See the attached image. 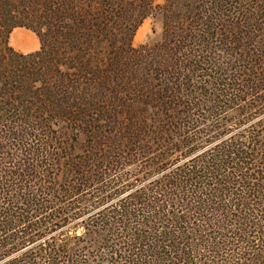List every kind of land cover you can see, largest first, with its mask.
Here are the masks:
<instances>
[{"label": "trees", "instance_id": "1", "mask_svg": "<svg viewBox=\"0 0 264 264\" xmlns=\"http://www.w3.org/2000/svg\"><path fill=\"white\" fill-rule=\"evenodd\" d=\"M236 1L0 0V264H264V131L229 136L264 0Z\"/></svg>", "mask_w": 264, "mask_h": 264}, {"label": "rangeland", "instance_id": "2", "mask_svg": "<svg viewBox=\"0 0 264 264\" xmlns=\"http://www.w3.org/2000/svg\"><path fill=\"white\" fill-rule=\"evenodd\" d=\"M245 1H246V3L253 4L252 0H250V1L249 0H245ZM236 2H238V0ZM15 34H27V35H30L32 37V39H33L34 44L36 45L37 51L39 50L40 45H39V41H38L37 37L33 33L29 32V31H26L24 29H16V30H14L11 33L10 38H9V45H10L11 37L14 36ZM161 38H162V24H161V21L159 19H157V18H155V19H151L150 18V19L145 20L136 29V31L134 33V36L132 38L131 46H132V48H138L139 46H142V45H145V44L150 45V46L157 45V44L160 43ZM20 45L27 46V45H29V42H28V40H23L22 39L20 41ZM21 54H24V53H21ZM25 54H29V53H25ZM252 101L253 100L250 99V100H247V101H245L243 103H240V105L238 107L234 108L233 110H229L228 113L225 114L224 116L228 117L230 114H232L233 112L238 110V108L240 109L241 107H245L248 104H252ZM257 112H260V114L258 116H256V117L255 116H251L253 118H250L249 116H247V117L242 118L240 120V122H239L240 126H235L234 123L230 124L231 127L229 129L231 130L232 133L229 136H234L236 134H246V133H248V131H251V130H254V132L264 131V105L260 106L258 108ZM247 118H248V121L245 122V120ZM236 124H238V123H236ZM78 233H80V231H78ZM58 234H60V231H56L55 233H52L50 236H54V235L57 236ZM50 236L46 237L45 239H48Z\"/></svg>", "mask_w": 264, "mask_h": 264}, {"label": "crops", "instance_id": "3", "mask_svg": "<svg viewBox=\"0 0 264 264\" xmlns=\"http://www.w3.org/2000/svg\"><path fill=\"white\" fill-rule=\"evenodd\" d=\"M25 38V39H24ZM28 40L29 45L22 46L20 45L21 40ZM10 46L19 53H32L37 51L36 45L33 42V39L30 35L27 34H15L10 39Z\"/></svg>", "mask_w": 264, "mask_h": 264}]
</instances>
